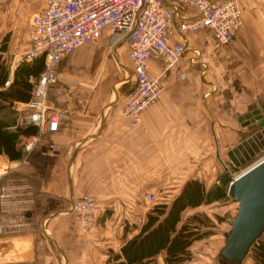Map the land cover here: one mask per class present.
Returning <instances> with one entry per match:
<instances>
[{
	"label": "crops",
	"instance_id": "obj_1",
	"mask_svg": "<svg viewBox=\"0 0 264 264\" xmlns=\"http://www.w3.org/2000/svg\"><path fill=\"white\" fill-rule=\"evenodd\" d=\"M263 1L239 0L242 24L231 41L222 43L202 28L188 35L187 50L171 66L151 57L149 72L165 88L137 124L121 111L136 81L127 42L109 56L104 31L97 41H85L63 56L59 69L67 78L48 88L50 103L64 112L57 129L45 131L30 149L28 135L20 134L19 157L0 153V165H12L0 179V264H109L111 251L121 253L146 221L153 202L147 192L174 196L190 177L208 189L235 165L230 150L251 124L240 116L264 102ZM44 5L45 0H0V47L5 44L13 65L5 85L30 47L31 16ZM194 13L189 5L179 8L172 40L183 36L178 20ZM194 48L205 68L191 60ZM11 100L5 107L17 112L0 118H15L22 126L17 104L25 101ZM86 193L97 195L102 211L84 230L71 205ZM169 196L159 201L169 203ZM198 206L187 207L183 218L201 210ZM205 236L194 240L185 264L218 261L221 251L205 246ZM200 244L204 251H194ZM164 255L154 256L159 264H166Z\"/></svg>",
	"mask_w": 264,
	"mask_h": 264
},
{
	"label": "built area",
	"instance_id": "obj_2",
	"mask_svg": "<svg viewBox=\"0 0 264 264\" xmlns=\"http://www.w3.org/2000/svg\"><path fill=\"white\" fill-rule=\"evenodd\" d=\"M183 5L192 7L195 13L178 20L177 28L183 36L172 40L176 12ZM31 23L30 47L20 59L33 60L42 55L44 65L37 76L29 75L33 86L29 99L23 102L29 110L22 116L21 124L36 128L26 137L27 149L45 131L57 129L64 115L50 103L48 88L67 78L61 73L59 63L74 47L85 41H97L104 31L108 32L112 47L127 42L136 81L121 111L137 124L143 110L159 99L165 88L161 78L149 72V59L159 56L165 67L171 66L187 50L188 35L202 28H210L222 43L231 41L242 24V8L239 0H45V5L32 14ZM191 60L203 68L207 65L198 48H194ZM11 167L0 165V179ZM146 197L152 201L154 194L147 192ZM71 210L84 230L95 225L102 211L93 193L73 199Z\"/></svg>",
	"mask_w": 264,
	"mask_h": 264
},
{
	"label": "trees",
	"instance_id": "obj_3",
	"mask_svg": "<svg viewBox=\"0 0 264 264\" xmlns=\"http://www.w3.org/2000/svg\"><path fill=\"white\" fill-rule=\"evenodd\" d=\"M5 51L6 48L2 45L0 47V98L7 101L11 99L27 101L33 86L29 75L37 76L40 73L44 65L43 56H37L33 60L22 59L14 69L12 80L5 85L11 73L7 65L11 57L4 56ZM13 124H16L15 128L10 127ZM34 131V126H21L16 123L15 118H0V153H6L11 158L19 157L22 153V149L17 146L20 134L27 136ZM223 193L222 185L220 187L214 185L207 189L203 180L196 177L188 178L182 189L171 198L169 203L157 200L158 202L151 205L140 232L125 241L121 253L111 251L109 264H159L154 256L163 251L166 264H185L186 260L192 257L191 245L194 240L207 231L200 230L202 227L200 221L197 222L198 211L184 219V210L187 207H195L219 199ZM259 236L250 247L257 243ZM255 257L257 259L253 264H264V242L259 243Z\"/></svg>",
	"mask_w": 264,
	"mask_h": 264
},
{
	"label": "water",
	"instance_id": "obj_4",
	"mask_svg": "<svg viewBox=\"0 0 264 264\" xmlns=\"http://www.w3.org/2000/svg\"><path fill=\"white\" fill-rule=\"evenodd\" d=\"M244 117L245 124L251 122V132L230 150L236 164L250 159L259 149L264 148V102L256 109L242 114L240 119ZM221 178L240 203L235 217L231 220L232 226L226 234L221 255L227 260L239 261L246 255L252 242L264 231V157L231 180H228L225 173L221 174Z\"/></svg>",
	"mask_w": 264,
	"mask_h": 264
},
{
	"label": "rangeland",
	"instance_id": "obj_5",
	"mask_svg": "<svg viewBox=\"0 0 264 264\" xmlns=\"http://www.w3.org/2000/svg\"><path fill=\"white\" fill-rule=\"evenodd\" d=\"M3 48H6L5 44H3ZM114 48L115 47H112V45H110V42H109L108 49H107L109 56H114ZM6 50L7 51L4 52L3 55L7 56V57H11V54L9 53L8 49H6ZM7 65L10 67V70H11L12 66H13L11 63V60L7 61ZM2 103H4V104L1 106ZM6 103H9V101L5 100L4 98H0V109H1L0 113L1 114L7 113L9 116V115L17 112V110L14 108L5 107ZM17 105H20L19 106V110L21 111L20 114L25 115L26 112H28L29 109H28L27 105H23L20 103H18ZM250 132L251 131L248 128L246 133L241 135V136L246 137V136H248V134ZM263 156H264V148H261L248 161L245 160L246 162L240 163V164H235V165H233L231 163L230 166L226 167V169L223 171V173L226 174V177L228 178V180H231L232 177L241 173L249 165H251L254 162H256L257 160L261 159ZM214 185H219L218 187H220L221 185L223 186L224 193H223L222 197L219 199H216L214 201H211L209 203H204L203 205H200V206H198V208L196 207L195 209H201L197 212L199 214V216H198L199 220H197V222L200 221L199 223L202 227V228H200V230L207 231L203 235H201V236H204L207 234V236H205V237H207L208 241L205 243V246H206V244H208L209 247L215 248L214 250H216V252H217V251H221V249L225 243L226 234L232 226L231 220L235 217L240 203L237 200H235L233 195L229 192L228 185L224 184L222 182L221 175L215 177L213 184H211L210 187H212ZM153 194H154L155 198H154V200H152L153 202H148L149 204H153L155 200L164 199L163 196H166V194H169L170 198L173 197L172 193L155 192ZM1 226H2V224H1ZM208 234H210V235H208ZM217 239H219V240H217ZM260 242H264V231L259 236L257 243L253 244L249 248L246 255L241 260L230 261V260L225 259L220 254V256H218V258H217L218 261L215 260L213 262V264H253L255 262V260L257 259L255 257V255L258 252V247H259ZM203 247H204L203 244H200L199 246L195 245L194 251L203 252L204 251ZM197 252H195L196 255H198L196 257L201 258V256ZM191 263L198 264L197 259Z\"/></svg>",
	"mask_w": 264,
	"mask_h": 264
}]
</instances>
